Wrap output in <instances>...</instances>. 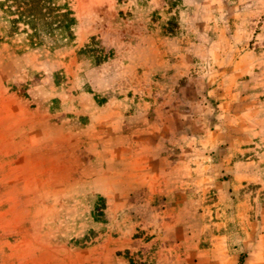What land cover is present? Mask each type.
Listing matches in <instances>:
<instances>
[{
	"label": "rangeland",
	"instance_id": "obj_1",
	"mask_svg": "<svg viewBox=\"0 0 264 264\" xmlns=\"http://www.w3.org/2000/svg\"><path fill=\"white\" fill-rule=\"evenodd\" d=\"M50 6L0 5V264H264V0Z\"/></svg>",
	"mask_w": 264,
	"mask_h": 264
},
{
	"label": "trees",
	"instance_id": "obj_2",
	"mask_svg": "<svg viewBox=\"0 0 264 264\" xmlns=\"http://www.w3.org/2000/svg\"><path fill=\"white\" fill-rule=\"evenodd\" d=\"M51 0H1L4 12L15 13L18 18H26L28 22L39 20L42 25L57 27L61 33L70 35V27L75 19L71 12L50 6ZM16 22V19L12 20Z\"/></svg>",
	"mask_w": 264,
	"mask_h": 264
}]
</instances>
